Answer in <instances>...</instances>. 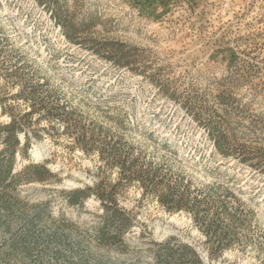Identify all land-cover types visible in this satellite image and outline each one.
Masks as SVG:
<instances>
[{
    "label": "rangeland",
    "instance_id": "374dc122",
    "mask_svg": "<svg viewBox=\"0 0 264 264\" xmlns=\"http://www.w3.org/2000/svg\"><path fill=\"white\" fill-rule=\"evenodd\" d=\"M0 264H264V0H0Z\"/></svg>",
    "mask_w": 264,
    "mask_h": 264
},
{
    "label": "trees",
    "instance_id": "16d2710c",
    "mask_svg": "<svg viewBox=\"0 0 264 264\" xmlns=\"http://www.w3.org/2000/svg\"><path fill=\"white\" fill-rule=\"evenodd\" d=\"M58 110H62V108L58 107L57 113L50 111V113H51L50 116H52L53 119H55L57 116L62 115V114L58 113ZM31 113L32 112H29L28 114H31ZM209 126H212V125H209ZM210 133L214 139L216 147L221 148L224 143H227L228 137L224 134L222 129H219L218 127H212V131H210ZM143 174H145V173H143ZM136 176L137 175H135V173H132L131 171H129V173L125 175V179L128 180L129 182H131L137 178ZM166 177H164L160 182L159 181L157 182L155 176H152L151 174L147 173V176H143L142 181L144 182L143 184L147 189L146 191L149 192V189H150V193H153L156 196H159L160 199H162V200L167 199V201L171 200L176 205V207H174V208L176 210H180L184 207V205L187 206L189 193L187 190H185V192H183V193L178 191L177 189H179V186H178L179 184H176L175 187H172L170 184H168V182L165 183ZM162 185H164V186L166 185L170 189V192L167 196L165 194L162 195V193H161ZM187 188L188 187H185V189H187ZM201 202L202 201H198V198H194V207L197 206L196 204H199Z\"/></svg>",
    "mask_w": 264,
    "mask_h": 264
},
{
    "label": "bare ground",
    "instance_id": "6f19581e",
    "mask_svg": "<svg viewBox=\"0 0 264 264\" xmlns=\"http://www.w3.org/2000/svg\"><path fill=\"white\" fill-rule=\"evenodd\" d=\"M34 154H35V157H40L41 155L44 154V151L42 150V148H37V149H35ZM75 184H76V183H75ZM73 185H74V184H73Z\"/></svg>",
    "mask_w": 264,
    "mask_h": 264
}]
</instances>
